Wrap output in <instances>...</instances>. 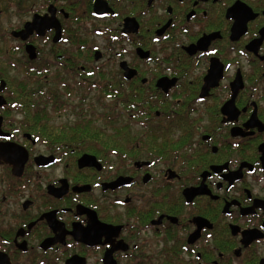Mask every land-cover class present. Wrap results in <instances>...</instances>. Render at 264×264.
Masks as SVG:
<instances>
[{"label":"flooded vegetation","instance_id":"obj_1","mask_svg":"<svg viewBox=\"0 0 264 264\" xmlns=\"http://www.w3.org/2000/svg\"><path fill=\"white\" fill-rule=\"evenodd\" d=\"M108 260L264 264V0H0V264Z\"/></svg>","mask_w":264,"mask_h":264},{"label":"water","instance_id":"obj_2","mask_svg":"<svg viewBox=\"0 0 264 264\" xmlns=\"http://www.w3.org/2000/svg\"><path fill=\"white\" fill-rule=\"evenodd\" d=\"M84 157H86V156H82L80 159H79V164H87V161L85 162V160H84ZM68 264H73V262H70V263H68ZM107 264H114L113 262H110V260H108V263Z\"/></svg>","mask_w":264,"mask_h":264},{"label":"rangeland","instance_id":"obj_3","mask_svg":"<svg viewBox=\"0 0 264 264\" xmlns=\"http://www.w3.org/2000/svg\"><path fill=\"white\" fill-rule=\"evenodd\" d=\"M60 121H63V120H58V122H60ZM29 187H32V186L29 185ZM92 261L94 262V259Z\"/></svg>","mask_w":264,"mask_h":264}]
</instances>
